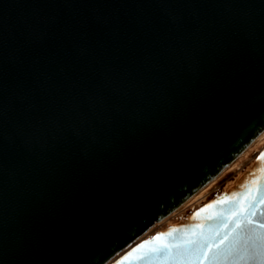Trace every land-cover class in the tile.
<instances>
[{
  "label": "water",
  "instance_id": "water-1",
  "mask_svg": "<svg viewBox=\"0 0 264 264\" xmlns=\"http://www.w3.org/2000/svg\"><path fill=\"white\" fill-rule=\"evenodd\" d=\"M263 134L264 0H0V264H149Z\"/></svg>",
  "mask_w": 264,
  "mask_h": 264
},
{
  "label": "snow or ice",
  "instance_id": "snow-or-ice-1",
  "mask_svg": "<svg viewBox=\"0 0 264 264\" xmlns=\"http://www.w3.org/2000/svg\"><path fill=\"white\" fill-rule=\"evenodd\" d=\"M261 172L260 179H264V169ZM257 183L245 182L241 191L217 201L227 207L206 216L204 219L210 222L207 225L160 233L133 248L123 259L147 260L149 264H242L255 259L257 264H264V190Z\"/></svg>",
  "mask_w": 264,
  "mask_h": 264
},
{
  "label": "rangeland",
  "instance_id": "rangeland-1",
  "mask_svg": "<svg viewBox=\"0 0 264 264\" xmlns=\"http://www.w3.org/2000/svg\"><path fill=\"white\" fill-rule=\"evenodd\" d=\"M263 148L264 140L260 142L256 147L250 149L244 156H241L224 174L221 175V177H218L213 182H211V185H208V187L205 188V191L200 194L201 198H203L206 193H209L207 199L209 201H212L213 199L232 189L240 181L242 176H244V174L248 170L252 169ZM195 203L196 202L192 203V205L186 206L184 209H179L178 211L174 212L166 219L161 221L159 224H156L147 234H145L139 240L138 243L144 240L152 239L157 234L171 227L175 223L177 224L190 219L195 211L201 209L206 205L203 204L200 208H198L197 206H193ZM192 206L193 208H190Z\"/></svg>",
  "mask_w": 264,
  "mask_h": 264
},
{
  "label": "bare ground",
  "instance_id": "bare-ground-1",
  "mask_svg": "<svg viewBox=\"0 0 264 264\" xmlns=\"http://www.w3.org/2000/svg\"><path fill=\"white\" fill-rule=\"evenodd\" d=\"M264 140V134L242 155V156H244L250 149H252V148H254V147H256L260 142H262ZM237 161V160H236ZM235 161V162H236ZM234 162V163H235ZM234 163H232L230 166H228L225 170H223L222 171V173L219 175V176H217V177H215L214 179H212L210 182H208L205 186H203L199 191H197L191 198H189L186 202H184L182 205H180L179 207H177L171 214H173L174 212H176V211H178L179 209H184L186 206H189V205H192V203H194V202H196L195 204H199L200 202H201V200H202V198H201V196H200V194L202 193V192H204L205 191V188L206 187H208V185H211V182H213L215 179H217L218 177H221V175L222 174H224ZM236 183V182H235ZM231 190V189H230ZM170 214V215H171ZM169 215V216H170ZM167 218V217H166ZM165 218V219H166ZM163 221V220H162ZM161 222V221H160ZM160 222H158L157 224H159ZM174 225H176V223L175 224H173L172 226H174ZM140 240V239H139ZM139 240L137 241V242H139ZM112 262H110L109 264H111Z\"/></svg>",
  "mask_w": 264,
  "mask_h": 264
},
{
  "label": "built area",
  "instance_id": "built-area-1",
  "mask_svg": "<svg viewBox=\"0 0 264 264\" xmlns=\"http://www.w3.org/2000/svg\"><path fill=\"white\" fill-rule=\"evenodd\" d=\"M208 196H209V193H206L205 196L202 198L201 202H200L199 204H194L193 206H197L198 208H200L203 204H204V205L207 204V203L209 202V200L207 199ZM193 206L190 207V208H193ZM186 211H187V210H186ZM184 212H185V211H184ZM184 212H183V213H184Z\"/></svg>",
  "mask_w": 264,
  "mask_h": 264
}]
</instances>
